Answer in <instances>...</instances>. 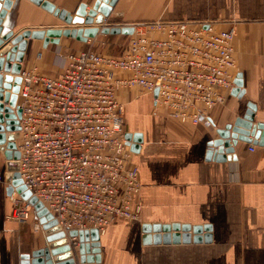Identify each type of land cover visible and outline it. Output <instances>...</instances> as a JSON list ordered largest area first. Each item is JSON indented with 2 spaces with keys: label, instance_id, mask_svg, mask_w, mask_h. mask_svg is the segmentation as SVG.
<instances>
[{
  "label": "crops",
  "instance_id": "obj_1",
  "mask_svg": "<svg viewBox=\"0 0 264 264\" xmlns=\"http://www.w3.org/2000/svg\"><path fill=\"white\" fill-rule=\"evenodd\" d=\"M46 1L71 14L80 4L88 10L95 2ZM159 19L223 22V29L233 24L234 80L241 74L243 95L238 98L229 92L225 103L209 112V127L181 124L163 111H155L149 95L118 93L124 104L125 132L141 136L139 152L133 157L141 183V214L139 221L118 222L99 235L101 260L97 264H264V148L237 142L233 152L236 159L223 163L207 160L205 155L208 142L217 138L216 131L241 117L247 102L256 107L254 122L264 123V0H117L104 24L123 26ZM1 25L2 36L63 23L28 0H12ZM118 37L127 38L98 34L81 43L62 37L59 45L45 49L41 40H27L20 71L27 66L38 67L36 55L40 51L65 48V55L87 49L95 52L91 47L97 43ZM44 69L54 73L48 76H56L61 70L59 67L56 72L41 64L39 73L47 75L41 72ZM5 166L0 154V264H20L21 255L47 247V235L5 219L12 210ZM35 219L32 215L31 222ZM171 222L209 225L210 242L143 244L144 224ZM66 241L69 243L70 237ZM75 241L78 248L79 239Z\"/></svg>",
  "mask_w": 264,
  "mask_h": 264
},
{
  "label": "built area",
  "instance_id": "obj_2",
  "mask_svg": "<svg viewBox=\"0 0 264 264\" xmlns=\"http://www.w3.org/2000/svg\"><path fill=\"white\" fill-rule=\"evenodd\" d=\"M232 25L164 19L125 24L133 33L119 56L80 50L65 55L56 76L20 71L17 172L61 231L96 229L102 235L118 222L139 221L141 183L117 95H149L155 111L210 127L209 112L234 86ZM9 199L7 221L42 231L37 219L31 222L27 201L15 191Z\"/></svg>",
  "mask_w": 264,
  "mask_h": 264
},
{
  "label": "water",
  "instance_id": "obj_3",
  "mask_svg": "<svg viewBox=\"0 0 264 264\" xmlns=\"http://www.w3.org/2000/svg\"><path fill=\"white\" fill-rule=\"evenodd\" d=\"M28 1L60 20L63 25L46 29H25L17 35L8 32L1 36V24L12 6V0H0V72L4 74L0 75V154L6 162L4 179L10 183L6 193L9 196L15 191L33 207L35 216L47 235V247L21 255L20 264H97L101 260L98 231L90 229L68 232V237L79 239L80 243L76 250L67 243L65 234L43 205L25 189L19 178L16 163L19 154L16 150L15 137L19 131L21 117V110L17 106L21 83L20 64L23 61L27 40H41L42 47L45 49L48 45H59L62 37L86 43L98 34L130 36L133 28L131 26H105V20L111 14L117 0H95L88 10L85 4H80L73 14L46 0ZM234 85L235 87L230 91L231 95L241 98L243 95L241 74L236 76ZM155 94L156 92L154 96ZM255 111V105L247 102L246 110L241 117H237L233 123L216 131L217 138L207 144L206 159L217 163L236 159L233 152L237 142L264 148V123L254 122ZM125 139L131 152L137 154L141 143L140 134L126 133ZM210 231L209 225L144 224L142 242L145 245L209 243ZM203 232H205L204 236H202Z\"/></svg>",
  "mask_w": 264,
  "mask_h": 264
},
{
  "label": "rangeland",
  "instance_id": "obj_4",
  "mask_svg": "<svg viewBox=\"0 0 264 264\" xmlns=\"http://www.w3.org/2000/svg\"><path fill=\"white\" fill-rule=\"evenodd\" d=\"M125 44H126V39L122 38V37H118L114 41L110 40V41L104 42V43H97L96 46L91 47V48H93V50L96 53H99V54H103L104 53V54H107V55L119 56L122 53V51H123V49L125 47ZM65 51H66L65 48L64 49L52 48V49H48V51H43V52L40 51L36 55V60H38L37 62H39V63H37L38 67L40 68V66L42 64L43 68L49 67L51 70L55 71L56 69H58L61 66V62L64 61V59H65ZM39 55L41 56V58H37V56H39ZM48 58H49L48 62L45 61ZM51 59L53 61L51 63H49L51 61ZM44 62H45V65H44ZM39 64H40V66H39ZM38 67L32 65L31 67H29V66L25 67L23 70L29 71V70H31L33 68H36L37 71L39 72V68ZM41 72L44 73V74L46 73L47 75H54V73H52V72H47L46 69L41 70ZM56 72H57V70H56ZM60 72H61V70H59V73ZM34 215H35V213H34ZM173 223H179V222H173ZM70 242H71L70 245L72 247H75V249H76L77 248L76 241H70ZM74 256H75V254H74Z\"/></svg>",
  "mask_w": 264,
  "mask_h": 264
},
{
  "label": "bare ground",
  "instance_id": "obj_5",
  "mask_svg": "<svg viewBox=\"0 0 264 264\" xmlns=\"http://www.w3.org/2000/svg\"><path fill=\"white\" fill-rule=\"evenodd\" d=\"M17 106H18V104H17ZM19 108V107H18ZM15 142H16V137H15ZM16 145V144H15ZM134 154V153H133ZM8 186V185H7ZM8 188V187H7ZM32 207V206H31ZM47 211V210H46ZM34 213H35V211H34V209H33V207H32V212H31V215H34ZM48 213V212H47ZM49 214V213H48ZM50 215V214H49ZM51 216V215H50ZM52 217V216H51ZM37 218V217H36ZM38 220V219H37ZM43 232H45V231H43ZM63 232V231H62ZM64 234H65V236H66V238L68 237L67 236V234L68 233H65V232H63ZM76 264H78V263H76Z\"/></svg>",
  "mask_w": 264,
  "mask_h": 264
}]
</instances>
